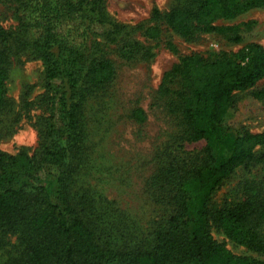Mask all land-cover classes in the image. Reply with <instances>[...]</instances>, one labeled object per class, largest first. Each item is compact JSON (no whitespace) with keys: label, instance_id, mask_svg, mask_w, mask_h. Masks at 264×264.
<instances>
[{"label":"trees","instance_id":"obj_1","mask_svg":"<svg viewBox=\"0 0 264 264\" xmlns=\"http://www.w3.org/2000/svg\"><path fill=\"white\" fill-rule=\"evenodd\" d=\"M29 0L31 13L22 18V27L34 30L33 48L43 59L50 97L51 114L41 130V142L32 155L0 151V248L16 235L15 255L0 264H264L263 259L229 250L213 234L217 224L229 238L251 250L264 253V192H256L230 206L212 207L218 187L239 166L264 160V131L231 133L235 111L234 94L255 86L264 78V45L251 42L238 52L206 58L196 52L181 58L176 70L182 79L178 90L181 108L192 140L206 139L204 155L175 159L160 167L149 179L157 202L172 206L155 230L152 243L134 247H104L95 228L83 215V203L93 206L90 191L76 189L77 155L84 142L83 105L86 91L105 85L116 76L114 61L103 52L89 51L76 36L63 32L65 19L88 18L100 36L117 34L120 24L112 21L97 0ZM94 7L87 11L84 3ZM264 0H195L192 6L172 9L165 22L184 35L196 30H223L221 18L230 19L256 7ZM154 16L161 17L156 8ZM159 24L147 28L156 38ZM0 113L10 104L9 60L13 32L0 25ZM101 44V42H100ZM264 97V88L257 92ZM137 121L147 113L135 108ZM47 167L54 187L35 184V173ZM28 180L14 185L18 175ZM53 195L57 196L55 200Z\"/></svg>","mask_w":264,"mask_h":264},{"label":"rangeland","instance_id":"obj_2","mask_svg":"<svg viewBox=\"0 0 264 264\" xmlns=\"http://www.w3.org/2000/svg\"><path fill=\"white\" fill-rule=\"evenodd\" d=\"M75 2L74 0H71ZM108 17L121 25L117 34L100 36L88 18L65 19L63 32L76 36L79 44L89 46L96 54L103 52L116 66L115 78L87 89L83 105L84 142L77 155L76 189L90 191L94 203L81 205L83 215L95 228L100 243L107 248L134 247L150 244L163 217L172 206L157 202L149 179L162 166L175 159L204 155L206 139L192 140L181 108L178 90L182 79L176 70L181 58L199 52L215 58L227 52L247 50L251 42L264 45V6L250 9L235 18H221L217 24L226 29L196 30L184 35L165 22L174 8L192 6L195 0H97ZM29 0H0V25L13 32V52L9 60L10 104L0 113V151L18 153L27 149L32 155L41 142V130L51 114L52 100L46 66L33 48L34 30L22 27V18L31 13ZM94 3L87 1L90 11ZM161 17L154 16V10ZM159 24L162 34L147 36L149 26ZM101 42V44H100ZM2 42L0 41V48ZM264 78L255 86L234 94L235 111L231 133L264 131ZM147 113L137 121L135 108ZM264 148L259 147L258 154ZM35 184L54 187V177L47 167L35 173ZM28 180L18 175L14 185ZM264 192V160L253 159L239 166L218 187L212 207L230 206L256 192ZM54 199L57 196L53 195ZM214 236L232 252L264 260V253L249 249L227 236L217 224ZM264 232V225L262 227ZM0 248V262L15 255L18 239L8 238Z\"/></svg>","mask_w":264,"mask_h":264}]
</instances>
